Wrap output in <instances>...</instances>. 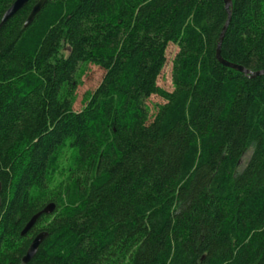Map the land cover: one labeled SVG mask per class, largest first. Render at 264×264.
I'll return each instance as SVG.
<instances>
[{
  "label": "trees",
  "instance_id": "1",
  "mask_svg": "<svg viewBox=\"0 0 264 264\" xmlns=\"http://www.w3.org/2000/svg\"><path fill=\"white\" fill-rule=\"evenodd\" d=\"M36 1L0 25V264H264V74L216 60L223 1L44 0L24 26ZM230 1L219 54L262 70L264 0Z\"/></svg>",
  "mask_w": 264,
  "mask_h": 264
},
{
  "label": "water",
  "instance_id": "2",
  "mask_svg": "<svg viewBox=\"0 0 264 264\" xmlns=\"http://www.w3.org/2000/svg\"><path fill=\"white\" fill-rule=\"evenodd\" d=\"M223 1V7L226 13V18L225 21L223 22V25L221 26L220 32L218 34L216 46H215V58L216 60L223 66L234 69L236 71H239L246 75L247 77H254L257 75L264 74V69L262 70H256V71H250L248 69H245L241 65L231 63L229 61H226L221 58L219 54V46H220V41L223 35V32L225 30V27L227 25L228 19H229V13H230V5L231 1L230 0H222ZM26 0H13V2L5 9V11L2 13L1 18H0V25L12 14L14 13L19 7H21ZM44 0H37L31 7L26 19L23 22V25L25 26L30 22L32 19V16L35 14V12L41 7L42 3ZM54 209V204L52 202H49L45 204L39 211H37L35 214H33L28 221L24 224L22 229L20 230L19 234L24 235L25 232L33 225L35 220L41 215V214H49L52 212ZM46 232L44 231H39L37 232L32 239L30 240L23 256L21 257V262L26 263L32 255L35 253L36 248L38 244L41 242V240L45 237Z\"/></svg>",
  "mask_w": 264,
  "mask_h": 264
},
{
  "label": "rangeland",
  "instance_id": "3",
  "mask_svg": "<svg viewBox=\"0 0 264 264\" xmlns=\"http://www.w3.org/2000/svg\"><path fill=\"white\" fill-rule=\"evenodd\" d=\"M175 46L173 44H169L166 48V62L162 67L158 77H157V84L166 89H171L169 71H170V60L174 54ZM82 69V73L80 74L78 83L75 89V100L72 104V108L74 110H78L79 107L82 105L83 96L85 93L91 92L100 81L102 76L103 70L96 65L91 63H85ZM162 102V99L156 95L149 96L145 103L149 108V113L154 111L153 105L159 104Z\"/></svg>",
  "mask_w": 264,
  "mask_h": 264
},
{
  "label": "bare ground",
  "instance_id": "4",
  "mask_svg": "<svg viewBox=\"0 0 264 264\" xmlns=\"http://www.w3.org/2000/svg\"><path fill=\"white\" fill-rule=\"evenodd\" d=\"M229 17H230V13H229ZM229 20V19H228ZM228 23V22H227Z\"/></svg>",
  "mask_w": 264,
  "mask_h": 264
}]
</instances>
